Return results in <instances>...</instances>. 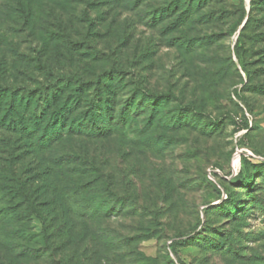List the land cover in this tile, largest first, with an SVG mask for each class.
Wrapping results in <instances>:
<instances>
[{"label": "rangeland", "instance_id": "374dc122", "mask_svg": "<svg viewBox=\"0 0 264 264\" xmlns=\"http://www.w3.org/2000/svg\"><path fill=\"white\" fill-rule=\"evenodd\" d=\"M11 1L1 81L113 68L129 100L121 130L85 142L115 209L84 233L73 214L56 264H264V0H25L28 25ZM9 138L0 130V173L32 175L21 158L34 156L15 143L12 162Z\"/></svg>", "mask_w": 264, "mask_h": 264}, {"label": "trees", "instance_id": "16d2710c", "mask_svg": "<svg viewBox=\"0 0 264 264\" xmlns=\"http://www.w3.org/2000/svg\"><path fill=\"white\" fill-rule=\"evenodd\" d=\"M24 1L6 2L4 8L21 15L24 11L28 25L31 13L26 12L30 9ZM121 72L103 70L93 80L60 75L33 88L0 80V130L10 134L11 161L22 159L34 171L32 175L26 171L21 179L11 169L10 176L0 173V264H56L58 253L70 249L74 241L73 214L81 220L84 233L87 218L107 216L115 209L105 203L103 175L91 161L85 142L123 128L129 100L117 99L123 87ZM15 143L34 156L28 163L13 154ZM32 218L41 223L37 232L30 229Z\"/></svg>", "mask_w": 264, "mask_h": 264}, {"label": "water", "instance_id": "95a60500", "mask_svg": "<svg viewBox=\"0 0 264 264\" xmlns=\"http://www.w3.org/2000/svg\"><path fill=\"white\" fill-rule=\"evenodd\" d=\"M241 26H242V25H241ZM240 28H241V27H240ZM240 28H239V29H240Z\"/></svg>", "mask_w": 264, "mask_h": 264}]
</instances>
